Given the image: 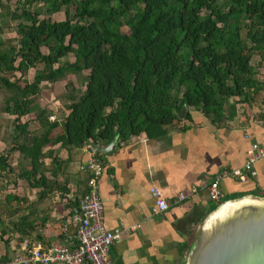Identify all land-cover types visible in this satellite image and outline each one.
<instances>
[{"label": "trees", "instance_id": "obj_1", "mask_svg": "<svg viewBox=\"0 0 264 264\" xmlns=\"http://www.w3.org/2000/svg\"><path fill=\"white\" fill-rule=\"evenodd\" d=\"M36 1L45 16L30 9ZM4 6L0 0L1 15L16 23L13 38H2L0 25V90L6 94L0 112L13 116L0 176L23 179L37 198L67 191L45 171L57 173L71 149L140 133L162 137L191 119L190 108L218 126L235 115L236 103L261 100L264 79L251 59L257 55L264 66V0H23ZM59 11L63 19L49 17ZM68 54L72 60L61 62ZM29 69L31 79L23 80ZM82 71V86L64 84L65 114L49 120L48 108L33 110L42 82ZM54 145L66 150V159ZM45 157L52 167H45ZM2 199L19 200L13 193Z\"/></svg>", "mask_w": 264, "mask_h": 264}, {"label": "crops", "instance_id": "obj_2", "mask_svg": "<svg viewBox=\"0 0 264 264\" xmlns=\"http://www.w3.org/2000/svg\"><path fill=\"white\" fill-rule=\"evenodd\" d=\"M56 82H42L40 92L45 83L51 86ZM261 93L262 99L256 103H236L235 115L218 126L190 108L191 119L177 125L186 128L168 127L156 139L147 138L144 133L130 135L102 153L98 193L103 223L107 229L121 223L137 225L115 239L109 250L110 264H186L194 232L216 202L208 198L206 189L198 188L199 181L209 182L218 170L240 166L249 141L264 145V90L259 96ZM63 110L65 114L67 111ZM12 117L0 112V153L10 142L12 125L7 119ZM245 133L248 139L243 136ZM52 149L67 156L58 145ZM68 156L76 164L77 197L53 189L37 198L36 189L19 184L17 178L18 185L11 183L5 193H13L19 200L6 203L0 196V252L5 257H10L23 239L46 246L71 243L70 202L77 200L85 188L86 173L81 166L87 157L86 148L83 145L71 149ZM14 157L19 156L15 153ZM255 169L256 175L242 182L231 177L221 180L217 201L243 195L264 196V160L256 162ZM50 176L53 173L47 177ZM150 186L160 188L170 204L160 215L150 214ZM180 192L185 198L172 203Z\"/></svg>", "mask_w": 264, "mask_h": 264}, {"label": "built area", "instance_id": "obj_3", "mask_svg": "<svg viewBox=\"0 0 264 264\" xmlns=\"http://www.w3.org/2000/svg\"><path fill=\"white\" fill-rule=\"evenodd\" d=\"M50 118L52 116H49ZM243 136L249 138L247 133ZM84 147L87 157L81 169L86 173V189L72 209L73 235L71 243L61 242L46 246L38 241L23 239L18 244V249L10 257H5L0 252V264H28L30 262L42 264H110L109 250L115 239L120 234L129 233L137 227L135 224L126 226L122 223L113 229L105 227L102 203L98 193V180L103 173L102 153L98 150L96 143L88 142ZM260 160H264V145L249 141L240 166L218 170L209 182L199 181L198 188L206 189L208 198L217 201L221 196L219 189L221 180L231 177L242 182L248 177H254L256 175L255 163ZM148 193L151 198L150 214H162L170 204L164 198L161 189L150 186ZM184 198L185 194L180 192L172 199V203Z\"/></svg>", "mask_w": 264, "mask_h": 264}, {"label": "water", "instance_id": "obj_4", "mask_svg": "<svg viewBox=\"0 0 264 264\" xmlns=\"http://www.w3.org/2000/svg\"><path fill=\"white\" fill-rule=\"evenodd\" d=\"M185 106L179 118L182 119ZM115 139L96 144L107 152ZM221 208V216L212 217ZM186 264H264V196L243 195L224 200L197 227Z\"/></svg>", "mask_w": 264, "mask_h": 264}, {"label": "rangeland", "instance_id": "obj_5", "mask_svg": "<svg viewBox=\"0 0 264 264\" xmlns=\"http://www.w3.org/2000/svg\"><path fill=\"white\" fill-rule=\"evenodd\" d=\"M23 0H4V4H5V8L2 9V11H6V9H12L14 6H20L22 4ZM30 9H39L42 12L41 16H45L44 13V6L42 4V2L40 1H36L33 2L30 5ZM50 18H52L53 20H60L63 19V13L61 11L56 12V13H52L49 15ZM16 23V21H9L7 18L3 17L1 15V9H0V25L2 26V38H13L15 36L14 32H13V25ZM122 30L126 31L127 29L125 27L122 28ZM65 60H72V56L71 54H68L67 56L63 57L60 61L63 62ZM251 62L253 63L254 66L258 67V74L257 77L261 80L264 79V66L262 64V61H259V58L257 55L253 56L251 59ZM37 68H41V65L38 64ZM33 69H29L27 71V74L23 77V80H30L33 74ZM86 74V71H82L79 72L78 74H72V73H66L60 80H58L56 83H54L51 86H48L47 83H45L42 87V89L44 88V90L42 92L39 91V93L34 97V104H33V110H35L36 108H40V107H45L48 108V110L51 111L52 113V118H50L49 120H52L55 117H61L64 114V105L66 103L65 99H64V95H65V91L68 90V88H64V84L67 81H70L73 83V85L75 87L77 86H82V78L83 76ZM15 75H18V73H15ZM81 89V88H80ZM5 92L3 90H0V108L2 106V101L5 97ZM263 94L261 93L259 96V99H262ZM56 100L58 101V103H55ZM30 118H32V115L29 116ZM28 120H31L28 117H24ZM7 120H11V119H7ZM29 128H31V131H35L36 128V124L35 123H31L29 122ZM56 148V147H55ZM57 151V150H56ZM57 157L60 159H66L67 156H61L58 155L57 153ZM15 158V157H14ZM74 158H72V156L68 157V162L66 164H61V166L59 167V170L56 171L55 170H46L45 174H47V176H49L51 173H55L56 176V180L60 183L63 184L65 183V188L67 189V191H65L66 193H70L72 194V196L77 197V170H76V164L73 162ZM43 162L45 164V167L50 168L52 167V164H50V159L45 157L43 159ZM15 161L13 162L14 165ZM76 182V183H74ZM16 184L18 185V181L16 180V177H14L13 175H2L0 176V196L1 199L3 198L6 190L9 188L8 185L10 184ZM19 184H24L26 185L25 181L23 179H19ZM62 194V193H60ZM260 196V195H259ZM262 197V195L260 196ZM197 229L194 232V238H193V243L194 240L197 237ZM190 251H188L189 254ZM187 254V256H188Z\"/></svg>", "mask_w": 264, "mask_h": 264}, {"label": "bare ground", "instance_id": "obj_6", "mask_svg": "<svg viewBox=\"0 0 264 264\" xmlns=\"http://www.w3.org/2000/svg\"><path fill=\"white\" fill-rule=\"evenodd\" d=\"M224 212H225V209L224 208H221L219 211H217L214 215H212V217L211 218H213V217H217V216H221V214L223 213L224 214Z\"/></svg>", "mask_w": 264, "mask_h": 264}]
</instances>
